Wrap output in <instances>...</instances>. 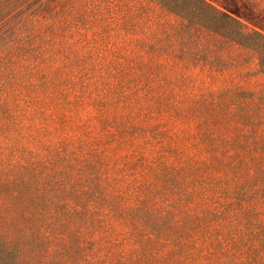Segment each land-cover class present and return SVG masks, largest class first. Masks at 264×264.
Masks as SVG:
<instances>
[{
	"label": "trees",
	"instance_id": "obj_1",
	"mask_svg": "<svg viewBox=\"0 0 264 264\" xmlns=\"http://www.w3.org/2000/svg\"><path fill=\"white\" fill-rule=\"evenodd\" d=\"M37 2L44 15L2 36L32 20L77 36L79 50H58L65 67L104 49L98 64L127 113L100 117L92 139H56L68 103L53 87L13 100V116L0 83V264H264V89L190 73L215 82L230 70L200 31L251 50L264 73V33L207 0H0V28ZM144 4L180 18L156 22L167 48L157 31L128 45L127 13ZM179 123L184 143L168 135Z\"/></svg>",
	"mask_w": 264,
	"mask_h": 264
},
{
	"label": "rangeland",
	"instance_id": "obj_2",
	"mask_svg": "<svg viewBox=\"0 0 264 264\" xmlns=\"http://www.w3.org/2000/svg\"><path fill=\"white\" fill-rule=\"evenodd\" d=\"M207 1L218 9L236 17L248 28L264 33V0ZM38 3L33 4L0 28V83L6 84V95L2 94L1 99H7L6 105L11 109V114L17 116L19 111L13 106V100L27 101L28 94L26 91H29L32 96L38 93L43 94L44 91L40 88V84L46 83L53 87L57 98L54 99L55 101L68 103L67 109L59 112L64 118H61V121L58 120L59 123L56 124L58 129L54 133V138L59 139L66 136L69 140H76L81 137L92 139L95 133L99 131L100 117L107 116L110 118L127 113L126 107L122 106L121 101L115 104L120 95L117 90L118 83L113 79L114 77L105 75L102 71L104 69L99 66L101 64H98L100 59L96 55L101 54L99 52L104 49L101 48L98 50L99 52L91 55V59L88 60L89 64L84 66L70 64L65 67L58 52L69 48L79 50L80 44L74 42L77 36L71 39L67 34L60 31L55 32V29L38 28L33 20L29 21L27 26L26 24L22 25L19 36H2V31L4 32L12 24L22 22L34 13L44 15L42 11L36 12ZM146 7L144 4V10L138 9L127 13L130 20V29L127 35L128 40L130 39L128 45L133 47L134 42L132 40L134 38L152 39L157 31L154 38L158 39L163 48H167L173 40L166 38V32L163 28L159 30V25H156V22L161 21L169 25L179 22L180 18L173 14L159 17V11L155 12L154 10L155 13L153 14ZM138 11L143 14L140 20H137ZM35 20L36 17H34ZM197 37L201 40L203 48L212 50L214 54L224 56V58L227 57L230 70L223 75L224 77L217 75V81L213 82L212 78L208 77L211 76L209 72L201 68H194L190 73L196 84L203 81L206 85L211 84V87L215 88L223 80H227L250 89H264V73H262L261 67L257 65L258 61L254 52L238 44L219 39L217 35L207 31H200ZM111 41L112 39L109 40V42ZM79 53L81 58L84 52L79 51ZM5 56L9 57L12 63L2 68V59ZM84 58L86 56H82V59ZM233 61H237L241 69L233 67L236 65V63L233 64ZM169 73L173 75V73ZM84 84H87L86 89L82 88ZM24 87H27V90ZM130 91L126 90L123 94L129 96ZM101 92H105L106 97H103L105 93L102 94ZM42 97H45V94ZM102 101H113L115 107H111V109L102 106ZM1 112L2 109L0 108ZM185 131L188 132L187 135L192 133L190 129L188 130L186 126L179 123L173 130H170L168 135L171 136V139L184 143L188 140V137L185 138L186 135L183 134ZM235 264H239V261Z\"/></svg>",
	"mask_w": 264,
	"mask_h": 264
}]
</instances>
